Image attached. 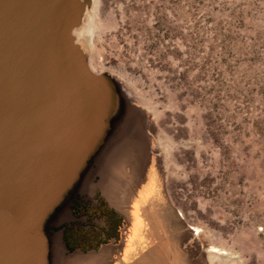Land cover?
Wrapping results in <instances>:
<instances>
[{"label":"rangeland","instance_id":"rangeland-1","mask_svg":"<svg viewBox=\"0 0 264 264\" xmlns=\"http://www.w3.org/2000/svg\"><path fill=\"white\" fill-rule=\"evenodd\" d=\"M86 35L95 71L123 75L150 105L153 159L146 179L125 181L111 205L100 199L117 212L77 207L86 233L69 230V247L112 248L110 264L169 253L264 264V0H97ZM151 176L145 210L158 230L143 229L129 259L132 228L111 217L126 216L123 195Z\"/></svg>","mask_w":264,"mask_h":264},{"label":"water","instance_id":"water-1","mask_svg":"<svg viewBox=\"0 0 264 264\" xmlns=\"http://www.w3.org/2000/svg\"><path fill=\"white\" fill-rule=\"evenodd\" d=\"M91 1L0 0V264L113 263L66 235L152 163L153 117L74 37Z\"/></svg>","mask_w":264,"mask_h":264},{"label":"bare ground","instance_id":"bare-ground-1","mask_svg":"<svg viewBox=\"0 0 264 264\" xmlns=\"http://www.w3.org/2000/svg\"><path fill=\"white\" fill-rule=\"evenodd\" d=\"M92 9L89 10V12H87L86 16H85V19H84V24L83 26L77 28L74 32V37L78 43V45L84 50V52L86 53L87 55V59H88V62H89V65H90V68L92 69V71L96 74H100L101 72H97L95 71V69L91 66V59H92V55H91V39H89L86 35V32L88 31L89 27L91 26V24L95 21V13H96V7H97V0H92ZM117 78L119 79H122L121 81H124L125 83V86L127 88V90H129L130 92H132L135 97H136V100H137V106L140 107L141 109H145L146 111H148L149 113L152 112V109L150 108V105H148L146 103V100L142 97V95L140 93H138V89L133 85V83H131L129 80H127L123 75L121 74H117L116 76ZM154 118V117H153ZM159 144V143H158ZM162 147V148H161ZM160 149H162L164 152V147L162 145V143H160ZM162 151V152H163ZM152 179V178H151ZM155 181V180H154ZM153 181V182H154ZM121 194L122 192H120L118 195H117V198H120L121 197ZM112 199H115V197H112ZM123 205V203H122ZM136 207L138 208V204L136 205ZM86 218V216H85ZM99 223H102V222H99ZM133 223H134V226L132 228L133 230V233L132 235H130V239L131 241L134 243L132 244L131 242V245H130V248H133L135 247L134 249H136V247L138 246V243L136 242V239L137 237H139L141 235V231H143V229H146L147 228V225L145 224L143 218L140 219L139 216H134V219H133ZM155 230V227H154V223L151 221L150 222V231L151 230ZM141 230V231H140ZM122 234V233H121ZM195 235V233H194ZM148 237L149 238H159L161 239L162 237L161 236H157V234L153 235L151 232H148L145 236V239L148 240ZM166 250L168 251L169 250V244L166 242ZM187 250V249H186ZM185 252V251H184ZM182 254V253H181ZM180 254V255H181ZM192 252L190 251L189 252V255L188 253L186 252V254L184 253V256L186 257V259L192 257ZM160 255V254H159ZM164 255H165V252H164ZM171 256V253H169L168 255H165L164 257V260L160 259L161 256L159 257V260H150L151 257L150 256H145L143 258V262H141L140 264H180L179 262H175V263H171L169 261V257ZM177 257H179L178 255H176ZM182 256V255H181ZM166 257L168 258V261L166 263ZM170 259H172V257H170ZM184 259V258H183ZM193 259V257H192ZM183 264H188V262H182ZM204 263V262H203ZM69 264H76L75 261L73 262H70ZM191 264H194L193 261H191ZM195 264H202L201 262H195Z\"/></svg>","mask_w":264,"mask_h":264},{"label":"flooded vegetation","instance_id":"flooded-vegetation-1","mask_svg":"<svg viewBox=\"0 0 264 264\" xmlns=\"http://www.w3.org/2000/svg\"><path fill=\"white\" fill-rule=\"evenodd\" d=\"M151 178H152V176L146 182L142 183L141 186L138 187L136 192H133L131 194L130 192H128V190H129L128 189L125 192V194L123 195L122 211L126 213V216H125V214H123L124 217H122V218L119 216L111 217L112 219H117V220H119V218L123 219V221L126 222L127 225L130 224L128 226L129 231H130V226H131V228H133V226H134V223H133L134 216H139L140 219L143 218L144 222L147 223L146 224L147 226H150L151 221L155 224V222L153 220L154 217L151 215V212L145 210L146 201H149V200L153 201V189H154L153 181L154 180ZM137 204H138V208L136 207ZM98 206L101 208L106 207V205H104L103 202H100ZM98 206H95V207H98ZM95 207H93V208H95ZM108 207H106L108 210H111V212H114L115 209H111L110 207L109 208ZM115 215H117V214H115ZM170 215H171V217L173 216L171 213H170ZM112 221H114V220H112ZM81 225H82V223H81ZM83 225H84V222H83ZM102 227L106 228L105 226H102ZM90 230H87V231H90ZM131 231L133 233V230H131ZM96 232H98V231H96ZM142 232L143 231H141V234H142ZM82 233H86V229L77 228V229H74L72 231H69L68 239L73 238V235H76L79 238ZM129 233L132 235L131 232H129ZM127 235H128V230H127L126 236Z\"/></svg>","mask_w":264,"mask_h":264},{"label":"crops","instance_id":"crops-1","mask_svg":"<svg viewBox=\"0 0 264 264\" xmlns=\"http://www.w3.org/2000/svg\"><path fill=\"white\" fill-rule=\"evenodd\" d=\"M79 216V215H78ZM82 217V216H81ZM85 217V216H84ZM154 227H155V229H156V231L158 230L157 228H156V225L154 224ZM159 228V227H158ZM134 250V251H133ZM124 251H125V254H124V256L125 255H127L128 256V258L129 259H131V255L133 254V252H135V249H131V251L130 252H126V249H124ZM133 251V252H132ZM221 257H225L223 254H221ZM166 260H168V258H166ZM117 263H118V261H117Z\"/></svg>","mask_w":264,"mask_h":264}]
</instances>
